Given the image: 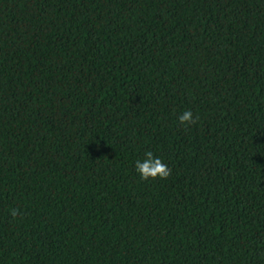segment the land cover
<instances>
[{
    "label": "trees",
    "instance_id": "trees-1",
    "mask_svg": "<svg viewBox=\"0 0 264 264\" xmlns=\"http://www.w3.org/2000/svg\"><path fill=\"white\" fill-rule=\"evenodd\" d=\"M0 264H264V0H0Z\"/></svg>",
    "mask_w": 264,
    "mask_h": 264
},
{
    "label": "clouds",
    "instance_id": "clouds-1",
    "mask_svg": "<svg viewBox=\"0 0 264 264\" xmlns=\"http://www.w3.org/2000/svg\"><path fill=\"white\" fill-rule=\"evenodd\" d=\"M179 122L183 125H189L193 122V114L192 112L185 111L179 116ZM135 170L138 176L142 180L149 179H167L170 175V169L168 166L157 157L152 151H146L143 153L142 158H138L135 161ZM11 215L13 217L18 215V211L16 209L11 210Z\"/></svg>",
    "mask_w": 264,
    "mask_h": 264
}]
</instances>
